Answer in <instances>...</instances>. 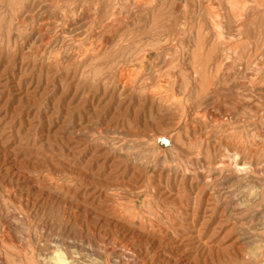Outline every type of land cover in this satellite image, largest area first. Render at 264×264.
Returning a JSON list of instances; mask_svg holds the SVG:
<instances>
[{
    "label": "rangeland",
    "instance_id": "rangeland-1",
    "mask_svg": "<svg viewBox=\"0 0 264 264\" xmlns=\"http://www.w3.org/2000/svg\"><path fill=\"white\" fill-rule=\"evenodd\" d=\"M60 251L264 264V0H0V264Z\"/></svg>",
    "mask_w": 264,
    "mask_h": 264
},
{
    "label": "bare ground",
    "instance_id": "bare-ground-1",
    "mask_svg": "<svg viewBox=\"0 0 264 264\" xmlns=\"http://www.w3.org/2000/svg\"><path fill=\"white\" fill-rule=\"evenodd\" d=\"M145 2V1H144ZM147 2V1H146ZM73 3V2H72ZM134 3V2H133ZM137 5V4H136ZM145 7V6H144ZM165 16V15H164ZM87 20V19H86ZM151 26V25H150ZM221 27V26H220ZM221 31V30H220ZM210 35V34H209ZM216 38V37H215ZM198 39V38H197ZM49 41V40H48ZM116 42V41H115ZM120 48V47H119ZM194 52V51H193ZM211 55V54H210ZM224 58V57H223ZM105 60V59H104ZM152 80V79H151ZM123 81V80H122ZM135 88V87H134ZM248 93V92H247ZM208 97V96H207ZM189 102V101H188ZM189 106V105H188ZM155 114V113H154ZM233 126V125H232ZM172 131V130H170ZM168 132V131H167ZM209 141V140H208ZM193 142V141H192ZM187 150V149H186ZM245 151V150H244ZM248 160V159H247ZM250 160V159H249ZM213 164V163H212ZM242 167V166H241ZM40 174V173H39ZM11 177V176H10ZM14 179V178H13ZM14 181V180H13ZM158 183V182H157ZM28 187V186H27ZM22 195V194H21ZM35 199V198H34ZM37 199V198H36ZM245 207V206H244ZM19 227V226H18ZM16 228V227H15ZM187 257V256H186ZM53 262L55 264H74L73 261H69L67 257L62 254V252H57L55 254V257H53ZM174 262V261H173ZM3 263V262H2Z\"/></svg>",
    "mask_w": 264,
    "mask_h": 264
}]
</instances>
